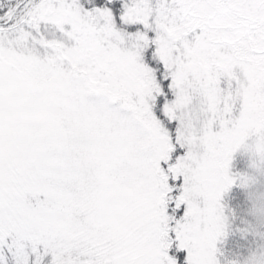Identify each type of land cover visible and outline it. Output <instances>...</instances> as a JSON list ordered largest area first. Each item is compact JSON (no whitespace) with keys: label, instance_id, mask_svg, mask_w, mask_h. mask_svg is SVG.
<instances>
[{"label":"snow or ice","instance_id":"6c2138e0","mask_svg":"<svg viewBox=\"0 0 264 264\" xmlns=\"http://www.w3.org/2000/svg\"><path fill=\"white\" fill-rule=\"evenodd\" d=\"M253 130L264 0H0V264H217Z\"/></svg>","mask_w":264,"mask_h":264},{"label":"clouds","instance_id":"9594fccd","mask_svg":"<svg viewBox=\"0 0 264 264\" xmlns=\"http://www.w3.org/2000/svg\"><path fill=\"white\" fill-rule=\"evenodd\" d=\"M252 135H255L252 144H246L245 141ZM240 147L248 149L255 159L253 161V171L243 173L239 177L241 186L246 190V198L249 204L245 209V216L250 217V219L241 217V224L244 226L237 227L236 231L244 238L251 235L260 241H264V188L258 186V176L264 175V134H261L258 130L250 131L241 140L236 149ZM230 212L233 219H235L236 213L232 210ZM226 219L223 216V226L213 244L215 260V253L218 251L216 248L217 242L223 243L227 239L228 232L231 230L230 225L226 223ZM228 264H264V243L257 244L256 249L251 250L248 256L230 260Z\"/></svg>","mask_w":264,"mask_h":264},{"label":"trees","instance_id":"16d2710c","mask_svg":"<svg viewBox=\"0 0 264 264\" xmlns=\"http://www.w3.org/2000/svg\"><path fill=\"white\" fill-rule=\"evenodd\" d=\"M242 167L239 162L236 164L234 172L239 174L242 172ZM228 202L226 203L227 211L229 214L230 221V231L228 232L227 239L225 242V247L222 249L229 256V261L242 258L246 252L255 250L257 244L261 243L258 238H254L248 235L246 238L242 237L241 234L236 231L237 227H243L241 224V217L250 219V217L245 216V209L249 206L246 192L240 184V179L237 177L230 193L227 196ZM230 210L236 213V218L233 219Z\"/></svg>","mask_w":264,"mask_h":264},{"label":"rangeland","instance_id":"374dc122","mask_svg":"<svg viewBox=\"0 0 264 264\" xmlns=\"http://www.w3.org/2000/svg\"><path fill=\"white\" fill-rule=\"evenodd\" d=\"M254 139H255V135H252L249 139L245 141V143L252 144ZM254 159L255 158L252 156V153L245 147H240L231 154L228 171H229L230 176L233 178L234 182L230 186H228V188L221 194V198L219 202L221 213L223 214L224 217L227 218L226 223L228 224L230 223L229 221L230 216L228 214L227 207H226V203L228 202L227 196L230 193V190L232 189L234 183L236 182L237 177L239 178L241 174L253 171ZM238 162L243 169L242 172L239 174L234 172L235 166ZM258 180H259L258 186L264 188V175H259ZM225 242L226 240L223 243L218 241L216 244V248L218 249V251L215 253L217 264H228L229 256L225 252L223 253L222 251V249L225 247ZM261 243H264V241H261ZM249 253L250 252H246V254L243 257L248 256Z\"/></svg>","mask_w":264,"mask_h":264}]
</instances>
